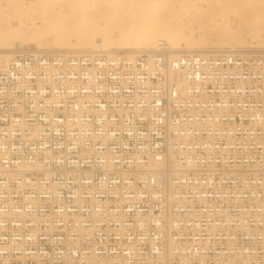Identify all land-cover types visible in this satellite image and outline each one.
<instances>
[{"label":"built area","instance_id":"obj_1","mask_svg":"<svg viewBox=\"0 0 264 264\" xmlns=\"http://www.w3.org/2000/svg\"><path fill=\"white\" fill-rule=\"evenodd\" d=\"M0 264H264V52L0 55Z\"/></svg>","mask_w":264,"mask_h":264},{"label":"bare ground","instance_id":"obj_2","mask_svg":"<svg viewBox=\"0 0 264 264\" xmlns=\"http://www.w3.org/2000/svg\"><path fill=\"white\" fill-rule=\"evenodd\" d=\"M2 2L1 56L13 55V47L20 42H32L37 50L45 48L46 40L61 45L74 41L77 46L84 42V48L107 57L148 52L158 41L165 42L175 56L236 51L207 49L209 34L231 47L242 48L247 38L264 46V9L260 8L264 0H225L216 5L204 0H72L67 6L51 0H4V6ZM233 21L237 31L231 29ZM95 37L102 38L101 46L95 44ZM195 40L198 46L189 48Z\"/></svg>","mask_w":264,"mask_h":264},{"label":"rangeland","instance_id":"obj_3","mask_svg":"<svg viewBox=\"0 0 264 264\" xmlns=\"http://www.w3.org/2000/svg\"><path fill=\"white\" fill-rule=\"evenodd\" d=\"M51 1L54 2L55 4H60L62 6H67L69 4V2L72 1V0H51ZM224 1L225 0H211V1L210 0H206V1L204 0L205 4H208V5H216V4H218L220 2H224ZM1 4H2V6L5 5L4 4V0H3V2ZM100 4H101L102 8H104V9L107 8L105 5H103V4H105L104 2H100ZM260 8L264 9V6H260ZM37 17H39V15H37ZM236 26H237L236 22L233 21L232 25H231V29L233 28L232 29L233 31H237L238 27H236ZM208 39H209V46H207V49H210V50H214V49H231V48L234 49L235 48V50H244L245 49V50H249V51H257V50L260 49V50L264 51V46L261 47L262 42H258L256 44H251V41L249 40V38L245 39V44L242 45V48L240 46H235V45L231 47V46L228 45L227 41L216 42V40L214 39V36L210 35V34L208 35ZM100 40H102V38H100V37L96 38L95 37V39H94L95 44L98 45V46H101L102 41H100ZM194 42L195 43L193 45L192 44L189 45V48H192L194 46L195 47L198 46V43L196 42V40ZM81 44H82V46L81 45L77 46V44L74 41H72L71 45H61L58 41L52 43L51 40H46L45 44H44L45 48L38 49V50H47V51L60 50V51H66V52L93 51L91 48H84L85 47L84 46L85 45L84 42H82ZM34 50H37V48L32 42H28V43L20 42L19 44H17V46L13 47V50L11 52L16 53V52L34 51ZM111 51L114 52L115 49L112 48ZM139 51H141V50H139ZM100 53L102 54V52H100ZM121 55H123V54H121Z\"/></svg>","mask_w":264,"mask_h":264}]
</instances>
